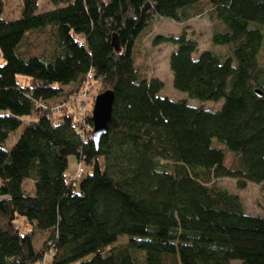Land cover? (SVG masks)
<instances>
[{
    "label": "trees",
    "instance_id": "trees-1",
    "mask_svg": "<svg viewBox=\"0 0 264 264\" xmlns=\"http://www.w3.org/2000/svg\"><path fill=\"white\" fill-rule=\"evenodd\" d=\"M20 1L8 18L0 0V264H264V214L218 185L264 183V0ZM202 13L226 57L154 43L175 47L174 89L217 111L160 95L138 63L154 23ZM89 73L94 97L114 93L97 146L70 105Z\"/></svg>",
    "mask_w": 264,
    "mask_h": 264
},
{
    "label": "rangeland",
    "instance_id": "rangeland-1",
    "mask_svg": "<svg viewBox=\"0 0 264 264\" xmlns=\"http://www.w3.org/2000/svg\"><path fill=\"white\" fill-rule=\"evenodd\" d=\"M3 16L8 18H17L21 13V1L20 0H3ZM52 8L49 0H41L38 12H44ZM216 28V24L207 14H197L182 23L174 22L170 19H161L152 25V29L148 32L141 40V44L138 49V63L143 67L144 72L149 77H156L163 82V89L160 95L166 96L171 100H187L190 105L203 106L205 109L217 111L221 108L223 101L218 103L211 101L201 102L198 100L190 99L185 93L177 91L174 89L172 84V74L169 68V56L175 50V47L167 42L154 43V40L159 37H177L184 33L186 36L194 39L198 46V52L212 51L221 57H226L229 53L227 46H217L211 42V36ZM95 89L90 91L91 95H88V100L90 102L98 94H95ZM102 93V92H100ZM99 93V94H100ZM75 98V96H74ZM71 100V107L76 109L80 106L79 101L75 99ZM94 98V99H93ZM92 99V100H91ZM90 107V106H89ZM74 111V110H73ZM75 112V111H74ZM31 118L23 117L21 118V126L12 134H10L8 140H6L4 147L6 150H10L15 144L17 138L21 134L25 124L29 122ZM226 161L230 163L232 161L231 156L226 157ZM83 167V165H82ZM81 166L78 165L76 159L73 156L68 158V169L67 175L74 176ZM218 185L225 188L230 193L236 194L240 197L244 212L249 215H262L264 214V183L255 185L248 183L246 188L239 190L236 187L235 181L230 178H222L218 180ZM21 229L28 233L30 232V227L27 223L22 220L17 221ZM43 238H40V243H42ZM125 242V238H120L117 243ZM49 259V256L47 257ZM235 264L239 262H234ZM233 263V264H234ZM47 264V260L46 263Z\"/></svg>",
    "mask_w": 264,
    "mask_h": 264
},
{
    "label": "water",
    "instance_id": "water-1",
    "mask_svg": "<svg viewBox=\"0 0 264 264\" xmlns=\"http://www.w3.org/2000/svg\"><path fill=\"white\" fill-rule=\"evenodd\" d=\"M113 102L114 93L112 90L103 91L94 99L91 111V139L95 146L98 145L100 138L106 133L111 118Z\"/></svg>",
    "mask_w": 264,
    "mask_h": 264
},
{
    "label": "built area",
    "instance_id": "built-area-1",
    "mask_svg": "<svg viewBox=\"0 0 264 264\" xmlns=\"http://www.w3.org/2000/svg\"><path fill=\"white\" fill-rule=\"evenodd\" d=\"M87 78L88 80L84 83L83 87L74 98L76 101H79V104L78 103L76 104L80 106L79 108L76 107V109H73L75 111L74 114L80 118L85 117L89 111H92V106H93V103L90 102V99L89 100L87 99L88 95H91L89 80H91L92 74L89 73L87 75ZM81 175H82V169L78 170V172L74 176H72V180L73 181L78 180L79 178H81Z\"/></svg>",
    "mask_w": 264,
    "mask_h": 264
}]
</instances>
